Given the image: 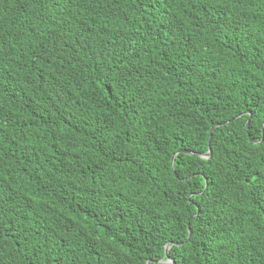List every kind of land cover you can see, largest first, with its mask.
I'll return each mask as SVG.
<instances>
[{
    "label": "trees",
    "instance_id": "trees-1",
    "mask_svg": "<svg viewBox=\"0 0 264 264\" xmlns=\"http://www.w3.org/2000/svg\"><path fill=\"white\" fill-rule=\"evenodd\" d=\"M167 257L264 264V0H0V264Z\"/></svg>",
    "mask_w": 264,
    "mask_h": 264
},
{
    "label": "water",
    "instance_id": "water-1",
    "mask_svg": "<svg viewBox=\"0 0 264 264\" xmlns=\"http://www.w3.org/2000/svg\"><path fill=\"white\" fill-rule=\"evenodd\" d=\"M249 124H250V120H247V123H246V128L248 129V127H249ZM209 136H211V133L209 134ZM250 139L252 140V141H254L251 137H250ZM185 153H193V152H191V151H184ZM210 154H211V149H210V147H209V151L207 152V153H205V154H199L201 157H208V156H210ZM178 244H180V243H178ZM169 245H167L166 246V249H165V253H166V255L168 256V250H169ZM150 262V261H149ZM149 262H148V264H149ZM162 263H165V264H168V263H170V259L167 257V259L165 260V261H162Z\"/></svg>",
    "mask_w": 264,
    "mask_h": 264
}]
</instances>
